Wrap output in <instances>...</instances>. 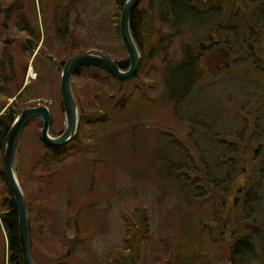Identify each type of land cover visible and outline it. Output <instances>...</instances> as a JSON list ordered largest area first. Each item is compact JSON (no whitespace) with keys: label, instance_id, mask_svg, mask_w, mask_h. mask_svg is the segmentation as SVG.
<instances>
[{"label":"trees","instance_id":"16d2710c","mask_svg":"<svg viewBox=\"0 0 264 264\" xmlns=\"http://www.w3.org/2000/svg\"><path fill=\"white\" fill-rule=\"evenodd\" d=\"M18 1L13 0L3 10L4 25L10 24L12 15L18 9ZM124 1L112 0L116 8L113 29L118 37L119 16ZM52 2L51 18L48 20L50 36L40 40L38 34L28 30L27 45L18 43L20 52H25L27 46L31 53L41 44L40 54L33 60V68L38 78L45 77L47 80L49 74L46 70L54 74L55 70L60 71L59 68L69 57L89 49L81 48L83 40L69 20L74 0ZM129 26L141 54L137 74L129 80L118 81L95 67L77 69L74 75L82 76L85 86H91L89 99L85 100V96L81 98L76 94L71 84L79 111L77 134L73 141L61 147L45 146L38 137L41 150L32 154L31 171L44 173L45 168L52 169L59 164L70 155L73 144L84 145L83 141L88 140L85 125L104 123L110 119L111 112L116 113L115 108L118 112L127 108V115L138 118L141 113L134 109L141 103L144 108L145 102L150 100L147 92L150 91V64L153 63V71L156 70L160 75L162 90L158 102L170 108L172 120L183 126L185 136L182 138L167 128L153 127L155 132L149 138L145 134L147 127L137 124L109 132L105 136V146L109 152L112 151L110 154L121 167L126 166L129 173L136 176L143 173L140 170L142 166L130 163L137 157L142 159L162 196L174 193L187 205L195 202L199 208H210L211 218L199 220V230L210 236L213 243L225 248L230 264H264V109H256L264 106V49L258 47L260 42H264V0H143L132 12ZM5 37V41H11L9 34ZM47 39L57 44L62 52L59 62L54 65L45 45ZM175 42H178L179 55L169 57ZM1 53L0 233L6 243L5 261L2 264H22L17 209L4 179L1 148L18 113L32 106L21 100L27 87L13 102H8L19 91L21 83L8 91L2 90L3 85L13 79L15 62L9 51L3 50ZM215 59H219L216 63L222 60L218 68L212 67V64L216 65ZM115 61L122 69L128 66L127 57ZM44 63L49 67L42 68ZM226 64L227 79L230 75V79L234 76L242 78L241 83L249 87L248 95L252 99L249 96L240 98L231 91L227 93L230 99L227 104L221 97L217 98L220 101L215 99L214 87ZM6 67H9L8 71ZM168 91L171 92L169 99L166 98ZM136 93L138 97H133ZM233 100L237 102L231 109ZM57 103L62 109L58 92ZM213 106L217 111L214 112ZM218 109L230 114L219 115ZM232 120L236 124H232ZM122 134L126 136L124 144L119 141ZM85 144L84 148L87 146ZM97 161L92 160V163ZM103 164H96L104 167L100 172L102 176L106 174L105 162ZM61 171L59 168L48 175L39 174V177L52 180L55 176L59 178ZM16 173L27 201L34 263L90 264L92 256L88 253V244L91 237L100 233L103 227L97 217L108 208L107 205H103L99 199L83 203L60 223L54 216H49L50 210L43 206L34 211L35 204L26 187L29 179L25 181L32 173L24 175L17 160ZM92 177L93 174L89 186L93 183ZM145 213L140 203L133 214L122 213L126 218L123 246H115L104 262L99 264H145L148 247V217ZM178 215L181 216H178V225L180 220L183 223V216L189 217V221L191 219L186 214ZM86 219L91 224L94 222L92 234L84 233ZM44 230L58 237V249L50 254L42 253L34 246L37 245V235ZM194 232L199 235L196 228ZM172 259L170 251L159 264H175ZM178 264H189V261H180Z\"/></svg>","mask_w":264,"mask_h":264},{"label":"rangeland","instance_id":"374dc122","mask_svg":"<svg viewBox=\"0 0 264 264\" xmlns=\"http://www.w3.org/2000/svg\"><path fill=\"white\" fill-rule=\"evenodd\" d=\"M12 1L0 0V49L2 46L7 45L5 50L9 51L15 62V72L11 68L13 79L3 85L2 90L8 91L10 88H16L21 83V87L15 96L8 99V102L11 103L23 88L27 87L26 93L22 96L21 100H24L25 104L31 106L44 105L47 107L52 120L50 134L56 136L63 130L64 120L63 109L57 103L61 68H59L60 71L58 72L55 70L54 74L46 70L49 74L48 80L45 77L38 78L33 68V60L36 55L40 54L39 48L41 44L36 49H32V53L27 46L24 49L26 50L25 52H20L18 45V43H25L27 45L28 30L38 34L40 40L43 37L47 38L50 36L48 20L51 18L53 2L52 0H19L16 5V9H18L12 15L10 24L4 25L3 10L8 8ZM115 12L116 8L112 0H74L69 13V20L75 32L83 40L81 48L100 50L114 60H123L127 57L120 38L113 29ZM44 21L47 22L45 23ZM45 24L47 25L46 27ZM3 27H7L8 29L2 30ZM6 34H9L11 43L15 41L14 45H8L10 42L5 41ZM48 39L45 45H47V49L51 53V63L54 65L59 62L62 52L59 50L57 44ZM177 46L178 42L172 44L169 57H178L179 50ZM258 47L264 49V42H260ZM262 58L264 59V56ZM217 60L219 59H215L217 66L212 64L213 68H218L222 62L220 60L219 63H216ZM151 64L149 75L150 91L147 92L150 100L145 102L144 108L141 107L143 105L141 103V106H138L139 108L136 107L134 109L141 113L140 116L138 118L134 116L130 117L126 114L127 108L119 112L115 108L114 112L116 113L111 112L110 119H107L104 123L86 124V137L88 136V140L83 142L87 143V146L83 147L86 145L85 143L84 145L73 144L70 147V155L59 164L54 165L52 169L51 167L45 168L44 173H39L38 171L33 173L31 171L32 162L30 161L32 154L35 152L39 153L41 150V145L38 141L41 121L36 118L25 126L16 147L15 160L19 163V167L24 175L32 173L31 177H26L25 181L29 179L26 187L30 194L29 197L35 204L34 211L39 206H43L47 210H50L51 215L49 216H54L55 220L61 223L64 218L75 213L81 204L88 203L89 201H98V199L102 200L103 205H107L108 208L97 217L103 224V227L100 233L91 237L88 244V253L92 256L89 259L90 264L104 262L106 255L111 249L115 246H123L125 234L124 222L126 218L122 213L128 212L133 214L138 203L144 207L146 210L145 214L148 217V247L145 264H159V261L167 256L170 251H172V260L175 264L184 260H188L189 264H230L225 248L213 243L210 236L202 230L203 234H201L199 230L198 221L211 218L209 215L210 208H199V205L195 204V202L193 205H187L174 193H166L162 196L155 182L150 178L149 168L147 166L144 167L142 159L137 157L130 163L131 165L142 166L140 170L143 171V175L136 176L129 173L130 170L126 169V166L121 167L110 154L112 151L109 152L107 145L105 146L104 144L105 136L109 132H113L114 129L130 128L137 124L147 127L145 134L149 138L155 132L153 127H157L158 129L160 127L167 128L182 138L185 136L183 126L172 120L173 115L170 108L165 107V104L160 105L158 102L160 101L159 97L162 92L160 75L156 70L153 71ZM25 66L26 69L24 70ZM41 67L48 68L49 66L44 63ZM223 68L220 73L222 76L217 78L214 87L216 90L215 99L217 100V98L221 97L220 99L227 104V101H230V99L228 100L227 93L230 91L239 97L243 96L244 99L248 96L252 99L251 95H248L250 91L249 87L241 83L242 78L234 76L230 79L232 77L230 75L229 79H227L228 74L225 75L228 73L226 70L228 69L227 64ZM5 69L8 71L9 67ZM55 69H57L56 65ZM152 80L156 82L152 83ZM71 82L79 97L84 98L85 96V100L89 99L91 86H85L82 76L73 75ZM254 82L257 83L256 81ZM251 86L253 85L251 84ZM170 96L171 92L168 91L166 98L169 99ZM90 97L92 98V95ZM133 97H138L137 93ZM236 102L232 101L231 109H233L234 103L236 106ZM152 105L155 107L154 109H152ZM213 108L214 112L217 111L214 106ZM256 109H264V106H258ZM138 112H135V114H138ZM218 113L219 115L225 114L226 116L230 114V112L224 109L222 111L218 109ZM233 118L240 117L234 116ZM232 124H236V122L232 120ZM125 139L126 136L122 134L119 141L123 142ZM92 160L98 161L92 163ZM100 160L105 162L106 174L104 176L100 173L104 167L96 166V164H103ZM122 161H124V158ZM59 168L62 169L59 178L55 176V178L50 180V178L39 177V174L48 175ZM91 174H93V183L89 186ZM178 214H186L191 219L189 221V217L183 216V223L180 220L178 225V219L181 217ZM48 220L51 221L52 219L48 218ZM84 223L86 225L83 227L85 228L84 233L92 234L94 222L91 224V221L86 219ZM195 228L199 232V235L194 232ZM34 246H37L42 253L50 254L58 249V237L44 230L40 235H37V245ZM5 251V238L0 233V264L5 261ZM94 259H96L95 263L93 262Z\"/></svg>","mask_w":264,"mask_h":264},{"label":"water","instance_id":"95a60500","mask_svg":"<svg viewBox=\"0 0 264 264\" xmlns=\"http://www.w3.org/2000/svg\"><path fill=\"white\" fill-rule=\"evenodd\" d=\"M142 1L125 0L120 11L118 34L127 55L128 66L125 69L120 68L117 62L104 52L93 48L79 52L63 63L59 79V95L64 120L60 134L50 135L52 120L49 110L44 105H37L22 109L4 137L1 148L2 171L17 209L18 241L22 264H35L32 257L27 201L16 173L15 153L22 131L30 121L37 118L41 121L39 132L41 143L49 147L64 146L73 141L78 129L79 111L71 87V80L77 69L95 67L118 81L129 80L137 74L141 64V54L130 32L129 21L132 12Z\"/></svg>","mask_w":264,"mask_h":264},{"label":"flooded vegetation","instance_id":"af4514ba","mask_svg":"<svg viewBox=\"0 0 264 264\" xmlns=\"http://www.w3.org/2000/svg\"><path fill=\"white\" fill-rule=\"evenodd\" d=\"M12 42H14V43H11V42H10V44H8V45H11V44L14 45V44H15V41H12ZM4 45H5V44H4ZM6 48H7V45L2 46L1 49H0V52L3 51V50L5 51ZM31 48H32V46H31Z\"/></svg>","mask_w":264,"mask_h":264}]
</instances>
